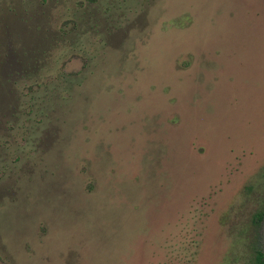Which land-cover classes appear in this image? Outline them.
Wrapping results in <instances>:
<instances>
[{"label":"rangeland","instance_id":"obj_1","mask_svg":"<svg viewBox=\"0 0 264 264\" xmlns=\"http://www.w3.org/2000/svg\"><path fill=\"white\" fill-rule=\"evenodd\" d=\"M31 1L0 0V264H255L264 0Z\"/></svg>","mask_w":264,"mask_h":264},{"label":"trees","instance_id":"obj_2","mask_svg":"<svg viewBox=\"0 0 264 264\" xmlns=\"http://www.w3.org/2000/svg\"><path fill=\"white\" fill-rule=\"evenodd\" d=\"M33 1L35 0H32L31 2ZM10 11H11V7L9 5L7 4L0 5V26L3 24H5L4 26H6L7 17H9ZM263 217H264V211L257 213L255 215V221H256L255 223L260 222ZM254 259H255V264H264V253L260 249H256L254 253Z\"/></svg>","mask_w":264,"mask_h":264}]
</instances>
